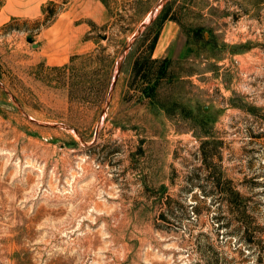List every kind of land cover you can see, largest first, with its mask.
Wrapping results in <instances>:
<instances>
[{
	"label": "rangeland",
	"instance_id": "obj_1",
	"mask_svg": "<svg viewBox=\"0 0 264 264\" xmlns=\"http://www.w3.org/2000/svg\"><path fill=\"white\" fill-rule=\"evenodd\" d=\"M162 1L106 0L73 65L44 17L0 23V264H264V0H167L144 98L127 46Z\"/></svg>",
	"mask_w": 264,
	"mask_h": 264
},
{
	"label": "crops",
	"instance_id": "obj_2",
	"mask_svg": "<svg viewBox=\"0 0 264 264\" xmlns=\"http://www.w3.org/2000/svg\"><path fill=\"white\" fill-rule=\"evenodd\" d=\"M51 1L59 0H4L0 6V23L41 20L43 7ZM107 15V9L100 0H71L55 22L39 33L41 54L47 65H65L73 55L88 50L90 42L83 40L90 32L88 23L104 24ZM160 42L161 38L153 58H162L165 54V47L159 50Z\"/></svg>",
	"mask_w": 264,
	"mask_h": 264
},
{
	"label": "trees",
	"instance_id": "obj_3",
	"mask_svg": "<svg viewBox=\"0 0 264 264\" xmlns=\"http://www.w3.org/2000/svg\"><path fill=\"white\" fill-rule=\"evenodd\" d=\"M71 0H63L62 4L59 5L56 1H51L47 3L43 7V15L44 19L42 22H38L37 24L41 28H47L49 27L57 18V16L63 11L64 7L69 4ZM103 5L109 9L106 0H100ZM164 16V15H163ZM161 16V20L163 18ZM160 18L155 22V24L151 25L148 27L140 36V38L137 39L135 42V46H137V57L134 61L133 65V70L132 74L135 76V80H137L138 77H141L142 83H141V94L144 98H151L154 95V92L156 91V88L160 86V83H156V85H152L151 80L149 79L151 76H153L154 70L156 68V65H160L159 71H157L158 74L162 76V78L166 75V68L165 65L167 64V59H154L153 54L156 49V46L158 44L160 34H161V24L157 25L160 23ZM16 21V20H15ZM89 26L91 27V31L88 34V39L90 38V35L92 34L93 31L98 29L97 24L90 22ZM157 26V28H156ZM91 39V38H90ZM89 39V40H90ZM104 52V51H102ZM102 52H94L93 54L88 55V59H91L90 61L92 63H95L96 65H99L102 67L103 71V87H104V93L108 91L110 85H111V79H112V74H113V67H114V62L113 60H110L109 56L103 55ZM82 56H73L70 60L71 65L75 63V61L82 59ZM86 57V56H85ZM84 59V58H83ZM108 64V65H107ZM70 67V66H69ZM68 66H64V69H69ZM157 74V75H158ZM161 78V77H160ZM133 85H129V89L132 88ZM151 84V85H150ZM134 90V89H133ZM136 90V89H135ZM147 94V96H146ZM226 194L234 200L235 203L238 205L237 207V217L238 219L243 217V197L240 194L236 188L231 186L229 184L228 189H226Z\"/></svg>",
	"mask_w": 264,
	"mask_h": 264
},
{
	"label": "water",
	"instance_id": "obj_4",
	"mask_svg": "<svg viewBox=\"0 0 264 264\" xmlns=\"http://www.w3.org/2000/svg\"><path fill=\"white\" fill-rule=\"evenodd\" d=\"M166 2H167V0H163V1L160 3V5L158 6V8H157L153 13H151V15L149 16V18L147 19V21H146V22L140 27V29L137 31V33H136V35H135L133 41H132L130 44H128L127 48H130L131 45H133L132 43H133V42H136L137 39H138V37H140L139 35L142 34V33H143V32L149 27V24H151V22L157 17V15H158L159 12H160V9L162 8V6H163ZM125 53H126V52L123 53L122 57L125 55ZM120 65H121V64H120ZM120 65H119V66H120ZM117 71H118V70H117ZM117 74H118V73L116 72V73H115V80H116V78H117ZM111 93H112V89H111ZM109 101H110V98H109V100H108V102H107V105H108Z\"/></svg>",
	"mask_w": 264,
	"mask_h": 264
}]
</instances>
